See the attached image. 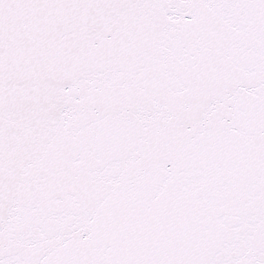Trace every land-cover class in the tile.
Segmentation results:
<instances>
[{
    "label": "snow or ice",
    "instance_id": "6c2138e0",
    "mask_svg": "<svg viewBox=\"0 0 264 264\" xmlns=\"http://www.w3.org/2000/svg\"><path fill=\"white\" fill-rule=\"evenodd\" d=\"M0 264H264V0H0Z\"/></svg>",
    "mask_w": 264,
    "mask_h": 264
}]
</instances>
